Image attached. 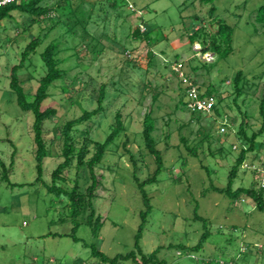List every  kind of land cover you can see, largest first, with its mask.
I'll use <instances>...</instances> for the list:
<instances>
[{
  "label": "rangeland",
  "instance_id": "rangeland-1",
  "mask_svg": "<svg viewBox=\"0 0 264 264\" xmlns=\"http://www.w3.org/2000/svg\"><path fill=\"white\" fill-rule=\"evenodd\" d=\"M64 1L49 0L50 5L61 2V9L45 23L33 24L31 15L19 12L0 23V264H97L93 247L109 258L136 251L141 213L147 208L134 174L144 181L156 170L142 138L143 120L150 111L164 168L157 182L145 187L151 212L140 239L143 253L162 247L158 258L167 264H264V212L255 208L251 198L233 201L211 190L227 186L236 159L249 146L238 135L241 124L245 123L249 137L262 125L264 28L254 19L264 0H69L70 5ZM213 6L214 16L234 28V51L218 62L215 54H203L200 45H191L187 37L211 20ZM140 23L148 29L151 47L143 41L146 35L134 36ZM37 37L41 44L19 71L28 99L47 73L42 53L48 46H57L60 68L66 70L42 104V110L55 108L57 116L44 123L51 154L44 160L40 182H36L34 116L22 110L10 86L13 67ZM179 64L201 92L213 86L220 114L189 108L186 85L177 73ZM211 64L215 66L209 71ZM239 71L244 72L245 88L236 99L232 83ZM102 87L101 112L72 132L80 146L89 139L86 160L95 152L94 142L105 141L118 112L126 130L94 169L103 176L92 199L93 220L101 218L98 234L96 226L88 223L92 209L85 203L77 219L75 236L80 241L76 242L71 236H60L72 234L75 225L66 198L49 193L47 185L63 161L64 138L59 140L56 134L67 121L98 108ZM183 138L198 148V157L189 155ZM126 141L130 153L125 151ZM12 162L7 175L16 186L2 179ZM263 170L264 133L239 169L234 188L260 190ZM64 177L67 181L60 179L57 185L72 188L77 182L85 194L92 184L89 167L77 168L76 161ZM196 208L206 225L194 220ZM205 232L210 238L200 252L175 249L177 245L191 248Z\"/></svg>",
  "mask_w": 264,
  "mask_h": 264
},
{
  "label": "trees",
  "instance_id": "trees-1",
  "mask_svg": "<svg viewBox=\"0 0 264 264\" xmlns=\"http://www.w3.org/2000/svg\"><path fill=\"white\" fill-rule=\"evenodd\" d=\"M68 1L69 0H66L64 2L69 4ZM203 1L205 3H209V2L213 3L215 0H203ZM60 9H61V2H57L54 5H50L49 0H16L15 2L7 6L0 7V23L7 18H12L13 12H19L21 14L31 15L33 24L35 23L41 24V23H45L46 20H51L52 18H54L55 17V14L53 15L54 11ZM67 10L70 9L67 8ZM209 12H210L211 20L208 21L206 24H202L200 27L191 31L187 37L191 45H195V44L200 45L201 52L203 54H207L208 52H212L213 54H215L217 56V62H218L221 59L228 58L234 51L233 48L234 28L223 19L216 18L214 16L216 12V8L214 6L211 7ZM254 20L257 24H259L262 28H264V4H262L258 8ZM59 23L60 21L57 22L56 25H58ZM141 24L144 23H140V25ZM147 33H148V29L142 31L140 27H138L134 31V36L146 35L145 37H143L144 39L143 41L146 42V44L149 47H151V41L147 37ZM41 42H42L41 38L37 37L27 45L24 53L22 54L20 63L14 66L12 69L11 83H10L12 90L16 93L18 105L22 108V110H24L25 112H30L34 116L33 132H34V143L36 146V151H35L36 169L38 172L36 182L42 181L44 160L46 157H48V155L51 154L48 148L49 143L44 137V131H43L44 123L48 120H52L57 116V110L55 108H46L45 110H42V104L50 97V93H49L50 87L56 81L62 80L66 76V70L60 68L62 61L58 58L57 46L55 45L48 46L46 50L42 53L43 61L47 67V73L44 77H42L39 80L38 88L33 98L28 99L27 93L24 87L22 86V81L19 77V71L24 68L29 56L33 52H35V50L41 44ZM153 56H154V52L150 50L148 52V57L151 59ZM130 62L133 61L130 60ZM178 66L182 67V65L180 64ZM214 66H215L214 64H211L209 71ZM196 70L197 68H194V71ZM177 73L179 76L180 71H177ZM184 74L185 77L187 78L188 83H185L184 79L181 78L180 76L179 78L181 80V83L186 85L185 97H187L189 83L197 86L199 90L200 87L197 84V82H195V80L190 79L186 73ZM244 78H245L244 72L239 71L233 80L232 85L234 88V95L236 96V99L239 98L244 91L245 87L242 85ZM212 87H213L212 85H209L207 91L202 92V97L214 96L217 98V102L213 111L211 113H206V114H212V113L220 114V110L218 108L219 99L214 94V90L212 89ZM104 98H105V91H104V87H102L98 100L99 102L98 108L92 111H85L80 117L67 121L65 125L56 134V138H58L59 140L61 139L60 138L61 136H63L64 138L63 139L64 145L61 154L63 161L60 162L58 166L53 170L52 181L49 185H47V189L49 193H53L59 198L64 196L68 201L67 206L70 209V216L72 218L75 227L73 228L72 234L60 235V236L61 237L71 236L76 242L80 241V239L75 236V230L79 226V222L77 221V219L81 215L85 203H87L86 205H88L92 209V212L88 217L89 219L88 223L90 225L96 226L95 235L98 234V230H99L98 226L101 225V218L98 216L95 219V221L93 220L96 215V212L92 207V199L95 197L97 193L98 187L101 183V177L103 176L101 175L97 176L95 174L94 169L97 165H99L102 162L107 150L112 145V143H114L116 138H118L119 135L126 130L122 119V114L118 112L117 115L115 116L116 121L110 127L111 131L106 137L105 141L102 143L94 142L95 152L89 160H86L88 151L85 147L86 146L85 144L90 141H88L89 139L88 140L86 139V141L84 142V146L83 145L80 146V141H78L75 137H73L72 132L78 131L77 128L80 125L92 120V118H94L96 115H98L101 112L102 110L101 105L104 101ZM186 104H188L187 99H186ZM260 114L263 121L261 128L259 129L258 132L253 133V135L249 137L244 127L245 124L244 122L241 124L238 130V135L241 138H245L248 141L249 146L247 148H243L240 155L236 159V163L230 171L229 181L227 186L223 188L212 186L211 190L218 192L220 194H224L226 197L230 198L233 201L240 200L242 196L251 198L255 202V208L260 212H264V185L260 188V190H256L253 187L250 188L239 187L236 189L234 188L235 178L237 177L239 169L243 166V163L246 161L248 154L255 150V142L257 137L264 133V99L261 101L260 104ZM155 121L156 120L152 116L151 111L145 115L143 120L142 138L145 148L148 150V153L155 160L156 170L148 179L144 181H140V179L136 176V174H134V178L139 185L145 206L147 208L145 212L141 213L142 224L139 228L138 234L136 235V243H135L136 251H132L126 255H118L114 258H109L102 251L98 250L96 247H93L92 254L94 257L99 259V262L97 264H120L121 261H128V260H132L137 264H167L166 261L158 258V255L161 252L162 247H159L154 252L148 255L144 254L140 247V239L142 237V232L144 230V224L151 212L150 198L145 191V187L155 184L164 168L162 152L157 148V142L153 136V133L156 128ZM182 141L185 147L187 148L189 155L193 157H198L199 155L198 148L189 146L188 141L185 138H183ZM127 144H128L127 141L124 142V148L126 153H130L131 151L126 148ZM14 156L15 153H13L12 155L13 159ZM74 161H76L77 168H80L84 165H87L89 167L92 184L88 188L86 194L81 192L77 182L76 184H74L72 188H67L57 185V181L60 179H63L64 182L67 181L66 177H64V174L73 166ZM13 164L14 163L12 162L10 168L7 170V172L5 171V176L2 178L3 181H5L9 186H16V184L10 183L9 177L7 175L12 171ZM194 220H201L205 222V225L207 223L206 219H204L202 216L198 214V208L195 209ZM51 235L52 234H48L47 236H51ZM54 236L56 237L57 234H54ZM209 238H210V233L205 232L202 235L200 241L191 248H188L185 245H177L175 249L178 251V253L179 252L190 253V254L197 253L204 248V245L206 244ZM173 248L172 245L169 246V249H173Z\"/></svg>",
  "mask_w": 264,
  "mask_h": 264
},
{
  "label": "built area",
  "instance_id": "built-area-1",
  "mask_svg": "<svg viewBox=\"0 0 264 264\" xmlns=\"http://www.w3.org/2000/svg\"><path fill=\"white\" fill-rule=\"evenodd\" d=\"M15 1L16 0H0V7L7 6ZM130 7L134 10L132 5H130ZM140 28L142 31L146 30L143 25H140ZM180 68L181 66H178L177 71H180ZM179 76L184 79L185 83H188L187 78L185 77V74L183 72L180 71ZM187 101L189 108L192 109L193 112L211 113L216 105L217 98L214 96L202 97V92L198 89V87L189 83V89L187 91ZM221 130L222 132H224L225 128H222Z\"/></svg>",
  "mask_w": 264,
  "mask_h": 264
}]
</instances>
